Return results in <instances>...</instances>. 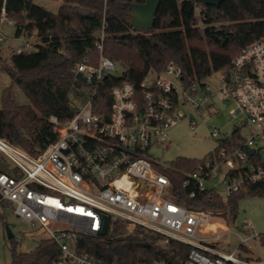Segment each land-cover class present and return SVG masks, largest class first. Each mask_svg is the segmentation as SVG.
Returning a JSON list of instances; mask_svg holds the SVG:
<instances>
[{"label":"built area","instance_id":"2783aa9c","mask_svg":"<svg viewBox=\"0 0 264 264\" xmlns=\"http://www.w3.org/2000/svg\"><path fill=\"white\" fill-rule=\"evenodd\" d=\"M5 19L2 0L0 22ZM18 37L23 43L14 53L37 48L34 33L22 32ZM103 39L101 26L97 64L86 57L74 64L90 91L72 117L64 121L47 117L45 144L38 153L0 137V152L14 165L11 171L0 169V203L57 244L59 253L50 264H102L78 250L75 242L111 230L109 218L188 244L183 264H246L235 251L217 247L227 227H211L217 223L213 212L186 208L176 201L171 179L160 169L164 166L149 153L154 144L163 143V148L170 144L168 129L187 115L183 105L192 111H216L207 85L202 81L185 85L181 68L170 62L161 71L149 69L138 88L129 81L113 84L109 110L97 113L93 99L105 76L115 69V62L101 54ZM220 73L219 92L232 104L230 114L237 119L233 130L241 139L235 141L232 132L218 138L195 170L185 173L181 186L189 188L190 196L196 189L220 195L214 186L204 185L219 178L226 197L264 181V36L247 43ZM189 124L194 125L191 117ZM245 126L253 131L249 137L240 134ZM218 133L213 129L211 136ZM243 228L245 235L235 233L239 244L254 236L247 223Z\"/></svg>","mask_w":264,"mask_h":264},{"label":"trees","instance_id":"16d2710c","mask_svg":"<svg viewBox=\"0 0 264 264\" xmlns=\"http://www.w3.org/2000/svg\"><path fill=\"white\" fill-rule=\"evenodd\" d=\"M144 1L61 0L57 10L51 11L33 0H5V17L14 22L15 36L34 33L37 48L13 52L10 62L3 64L28 103H17L9 87L1 91L0 137L36 154L45 144L47 117L55 115L61 121L72 117L87 96L82 90L84 82L90 87L76 77L74 64L85 57L90 63H98L96 41L101 26V54L121 62L125 69L120 75L105 76L100 83L93 99L97 113L109 110V88L115 83L129 81L138 88L149 69L161 71L170 62L181 68L185 85L200 82L212 72L226 71L247 43L264 36V0H223L219 6L193 0H160L152 27L133 30L129 24L132 4ZM232 138L241 139L237 130L232 131ZM198 163L197 159L178 157L170 166L160 168L169 175L175 199L184 207L209 210L232 223L243 196H264V181L232 192L226 199L208 189H196L190 196L181 181ZM108 221L111 230L82 236L75 242L78 250L88 252L102 264H183L190 249L188 244L157 232L128 227L117 219ZM238 228L247 232L243 225ZM258 238L264 246V233ZM238 249L248 251L245 244H239ZM58 253L57 244L46 237L28 252L12 251L9 264H50ZM243 260L252 259L246 256ZM255 260L264 261V256Z\"/></svg>","mask_w":264,"mask_h":264},{"label":"rangeland","instance_id":"374dc122","mask_svg":"<svg viewBox=\"0 0 264 264\" xmlns=\"http://www.w3.org/2000/svg\"><path fill=\"white\" fill-rule=\"evenodd\" d=\"M35 4L45 6L48 10H57L60 0H33ZM0 33L2 39L0 41V96L1 91L9 87L12 95L17 103H28V99L21 87L16 84L8 75L3 67L4 63L10 62V56L17 47L22 46V38L15 36V24L10 20L0 22ZM33 39V38H31ZM35 43V40H31ZM125 69L124 64L115 61V69L112 74L120 75ZM202 82L207 85L209 99L213 104V108L204 109L202 112L191 110L189 106L183 105L181 110L187 113L183 118H180L167 131L170 144L163 148V143H157L150 147L149 153L151 158L157 161L164 167L170 166L178 157L190 159H202L216 145L218 138L230 134L237 122L230 114L232 104L226 101L219 89L221 87V73L219 71L212 72L210 75L202 79ZM84 96L90 91V87L84 82L82 87ZM202 96V94H200ZM199 97V96H198ZM197 97H194L196 99ZM85 99V98H84ZM83 99V100H84ZM0 98V107H1ZM189 117L194 122L193 127L189 124ZM216 129L219 131L216 137L211 136V131ZM250 127L245 126L240 130V134L244 137H249L252 134ZM14 165L0 152V169L11 171ZM206 187L214 186L220 196L225 199L226 192L220 182V178L215 183L209 181L204 182ZM214 222L217 227H222L221 224L227 226V231L218 241L217 247L225 252L235 251V255L244 259L246 256L251 257V261L246 264H257L263 260L257 261L256 258L262 259L264 256V246L260 243L258 235L264 233V196L245 195L239 200L237 217L232 223L226 222L222 217L214 215ZM247 223L253 231L254 236L246 243L247 252L236 251L239 244L236 232L245 235L238 227ZM9 230L13 236L8 237L6 230ZM47 234L37 227L30 226L21 217L15 215L11 207L5 203H0V264H9L12 261V251L28 252L32 250L40 239L46 238ZM165 241H158L163 244Z\"/></svg>","mask_w":264,"mask_h":264},{"label":"water","instance_id":"95a60500","mask_svg":"<svg viewBox=\"0 0 264 264\" xmlns=\"http://www.w3.org/2000/svg\"><path fill=\"white\" fill-rule=\"evenodd\" d=\"M195 3H203L213 6H219L223 0H193ZM160 0H145L143 3L132 4V10L130 11L129 24L133 30L147 31L154 22V15L157 12ZM76 77L80 80H84L81 73L77 72ZM8 237L13 236L12 233L6 230Z\"/></svg>","mask_w":264,"mask_h":264},{"label":"crops","instance_id":"0c3cea01","mask_svg":"<svg viewBox=\"0 0 264 264\" xmlns=\"http://www.w3.org/2000/svg\"><path fill=\"white\" fill-rule=\"evenodd\" d=\"M60 2H61V0H60ZM43 7H45L44 5H43ZM56 11V10H55ZM218 224L220 223V222H217ZM217 223H213L212 225H211V227L212 228H215L216 227V224ZM222 226H226L225 224H221ZM227 227V226H226Z\"/></svg>","mask_w":264,"mask_h":264}]
</instances>
